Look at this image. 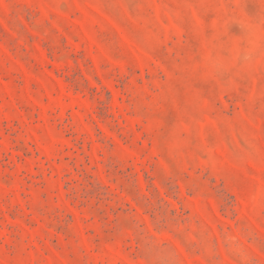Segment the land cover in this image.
Wrapping results in <instances>:
<instances>
[{
    "label": "rangeland",
    "instance_id": "374dc122",
    "mask_svg": "<svg viewBox=\"0 0 264 264\" xmlns=\"http://www.w3.org/2000/svg\"><path fill=\"white\" fill-rule=\"evenodd\" d=\"M0 264H264V0H0Z\"/></svg>",
    "mask_w": 264,
    "mask_h": 264
}]
</instances>
